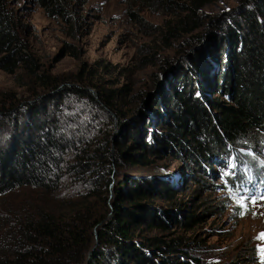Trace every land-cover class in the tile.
I'll use <instances>...</instances> for the list:
<instances>
[{
	"label": "trees",
	"instance_id": "1",
	"mask_svg": "<svg viewBox=\"0 0 264 264\" xmlns=\"http://www.w3.org/2000/svg\"><path fill=\"white\" fill-rule=\"evenodd\" d=\"M216 1L128 0L136 23L142 24L137 7L169 17L157 32V44L168 49L187 36L193 41L184 45L185 66L168 72L170 81L157 75L156 96L149 101L142 91L133 96L134 102L144 101L145 111H132L135 118L120 124L112 151L114 125L107 111L121 114L127 105H122L125 87L103 84L102 73L110 74L112 66L95 70L96 96L74 86L60 89L28 48L23 37L28 26L17 1L0 0V70L13 75L22 69L46 92L57 91L16 118L12 142L0 146V199L14 198L0 205V264H207L189 255L184 238L166 237L173 224L190 230L199 220L176 199L170 180L127 178L116 190L113 217L109 198L117 169L159 167L166 157L189 163L193 180L199 182L196 174L202 184L205 175L220 174L223 188L235 195L255 191V196L264 189V0H245L251 9L246 3L227 19L211 18L218 39L188 54L193 42L203 40L196 33L204 26L201 10ZM36 2L77 38L88 0ZM143 60L142 68L153 64ZM170 66L167 61L160 69L167 72ZM210 83L227 101L209 98ZM157 200L174 209L157 206Z\"/></svg>",
	"mask_w": 264,
	"mask_h": 264
},
{
	"label": "rangeland",
	"instance_id": "2",
	"mask_svg": "<svg viewBox=\"0 0 264 264\" xmlns=\"http://www.w3.org/2000/svg\"><path fill=\"white\" fill-rule=\"evenodd\" d=\"M13 1H17L16 9L19 10L23 25L28 26L27 30L24 29L23 37L29 50L42 66L46 77L57 79L60 89L74 86L90 91L96 96L100 92L96 87L100 85V81L93 77L95 70L99 65L112 66L109 68L110 74L102 73L104 86L109 87L116 81L117 87H125L127 90V94L122 98V105L127 104L123 112L118 114V109L117 112L107 111L112 116L114 125L112 151L117 148V133L123 126L120 124L135 118L132 111H145L144 101L134 102L133 96L141 91L145 93L147 101L156 96L160 89V83H156L155 79L157 75L161 80L170 81L172 73L168 72L184 65V45L193 41L192 37L187 36L173 41L168 49L159 42L157 44V32L169 17L161 11L147 9L139 12L141 8L137 7L134 11L138 13L142 24L136 23L129 14L128 0H88L84 12L85 24L76 39L68 35L65 24L50 19L36 0ZM246 3L250 9L253 7L252 3L248 4L245 0H218L204 7L200 15L204 26L196 32L203 36V40L201 43L193 42L195 46L188 50V54L218 39L220 32L215 26L210 27L211 18L217 21L227 19L229 14L238 12ZM145 57L152 59L153 64L142 68ZM167 61L171 64L170 69L162 72L160 68ZM119 71H124L125 76L121 77ZM90 81L93 84L91 87ZM211 85L213 84L208 86L209 92H206L209 98L218 97L220 101H227L226 98H221L217 89L213 90ZM54 92L57 91L46 92L40 88V81L22 69L13 75L0 70V109H3L0 111V146L6 147L12 142L16 118L23 119L32 103L40 97H45V94ZM76 100L75 98V103ZM50 109H53V106H50ZM136 120L140 122L142 116ZM168 120H171L169 116ZM166 158L167 160L160 162L159 167H127L121 171L117 169L114 176L115 186L109 198L110 214H114L116 190H119L118 187L127 178L159 177L170 180L178 191L176 199L187 203V214L193 212L199 215V220L190 230L173 224L174 228L167 238H184L189 255L207 264H225L233 260H239L241 264H264V189L261 194L254 196L256 193H252L253 188L249 186L246 188L253 196L235 195L223 188L224 181L220 174L205 175L202 184L201 178L196 174L194 177L199 182L193 180L189 163ZM214 167L218 172V167ZM13 199V196L0 199V205L4 201L12 202ZM156 205L167 210L174 209L161 200H157ZM125 207H128V204H125Z\"/></svg>",
	"mask_w": 264,
	"mask_h": 264
},
{
	"label": "water",
	"instance_id": "3",
	"mask_svg": "<svg viewBox=\"0 0 264 264\" xmlns=\"http://www.w3.org/2000/svg\"><path fill=\"white\" fill-rule=\"evenodd\" d=\"M218 66H220V63H218ZM115 182V181H114ZM113 182V183H114ZM111 215V214H110ZM95 239H96V245H97V241H98V236H99V232H98V230L97 229H95ZM93 252L94 251H91V253H90V256L93 254Z\"/></svg>",
	"mask_w": 264,
	"mask_h": 264
},
{
	"label": "snow or ice",
	"instance_id": "4",
	"mask_svg": "<svg viewBox=\"0 0 264 264\" xmlns=\"http://www.w3.org/2000/svg\"><path fill=\"white\" fill-rule=\"evenodd\" d=\"M240 203L242 204V201H240ZM262 238H264V234H262Z\"/></svg>",
	"mask_w": 264,
	"mask_h": 264
}]
</instances>
